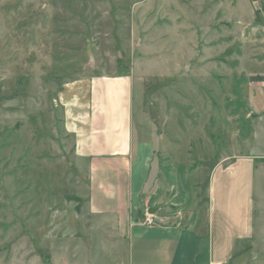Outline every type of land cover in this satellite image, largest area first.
Returning <instances> with one entry per match:
<instances>
[{
	"label": "rangeland",
	"instance_id": "374dc122",
	"mask_svg": "<svg viewBox=\"0 0 264 264\" xmlns=\"http://www.w3.org/2000/svg\"><path fill=\"white\" fill-rule=\"evenodd\" d=\"M261 58L263 0H0V264L114 262L108 245L109 258L98 250L108 226L87 211L84 164L62 129L63 83L131 76L135 109L142 100L155 134L177 137L187 170L208 152L215 163L264 157V113L250 88ZM257 164L249 250L264 264Z\"/></svg>",
	"mask_w": 264,
	"mask_h": 264
},
{
	"label": "crops",
	"instance_id": "0c3cea01",
	"mask_svg": "<svg viewBox=\"0 0 264 264\" xmlns=\"http://www.w3.org/2000/svg\"><path fill=\"white\" fill-rule=\"evenodd\" d=\"M134 86L129 75H94L57 93L73 159L84 164L87 211L108 226L99 252L109 258L108 245L113 264H254L255 173L264 157L248 151L215 163L208 152L183 170L177 137L168 143L166 132L155 134L142 100L135 111ZM250 88L264 113V82ZM201 139L209 146L212 136ZM147 216L153 226L142 223Z\"/></svg>",
	"mask_w": 264,
	"mask_h": 264
},
{
	"label": "built area",
	"instance_id": "2783aa9c",
	"mask_svg": "<svg viewBox=\"0 0 264 264\" xmlns=\"http://www.w3.org/2000/svg\"><path fill=\"white\" fill-rule=\"evenodd\" d=\"M142 223L146 226H153L155 224V219H154V217L147 216L144 218Z\"/></svg>",
	"mask_w": 264,
	"mask_h": 264
},
{
	"label": "trees",
	"instance_id": "16d2710c",
	"mask_svg": "<svg viewBox=\"0 0 264 264\" xmlns=\"http://www.w3.org/2000/svg\"><path fill=\"white\" fill-rule=\"evenodd\" d=\"M250 82H264V76L260 77H251Z\"/></svg>",
	"mask_w": 264,
	"mask_h": 264
}]
</instances>
